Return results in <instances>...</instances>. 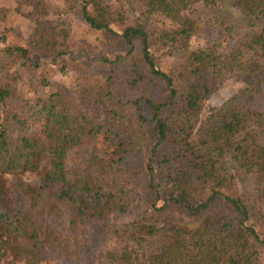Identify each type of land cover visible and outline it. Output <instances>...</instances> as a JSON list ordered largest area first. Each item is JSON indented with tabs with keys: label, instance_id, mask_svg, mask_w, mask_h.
<instances>
[{
	"label": "trees",
	"instance_id": "1",
	"mask_svg": "<svg viewBox=\"0 0 264 264\" xmlns=\"http://www.w3.org/2000/svg\"><path fill=\"white\" fill-rule=\"evenodd\" d=\"M222 1L75 0L88 29L128 48L103 58L105 74L83 72L69 93L58 86L34 97L18 87H48L39 59L71 55L73 46L67 24L45 19L44 0L15 1L30 27L21 44L0 52V264H41L54 249L77 262L94 233L114 240L95 264H263L264 0H226L247 25L232 48L191 49L195 9ZM9 12L0 8L2 42L13 29ZM157 55L171 65L161 67ZM233 72L244 87L200 120ZM139 139H153L144 168L149 213L113 227L110 218L130 204L123 162ZM83 149V167L78 159L69 165ZM243 181L252 188H237ZM64 214L58 232L51 223ZM169 216L199 225L164 224ZM151 238L158 245L147 253Z\"/></svg>",
	"mask_w": 264,
	"mask_h": 264
},
{
	"label": "rangeland",
	"instance_id": "2",
	"mask_svg": "<svg viewBox=\"0 0 264 264\" xmlns=\"http://www.w3.org/2000/svg\"><path fill=\"white\" fill-rule=\"evenodd\" d=\"M16 0H0V8L8 9L10 12L6 18V26L12 27V31L4 33L5 41H1V29L3 24L0 23V52L4 49H11L12 46L22 43L21 38H25L28 34L30 25L20 15L12 10ZM47 6V16L45 19L67 24L69 28V43L72 47V54L62 56L60 58L41 57L39 62L41 68L40 73L48 74V87L40 88L34 93H27L23 87H18L21 96H43L54 91L58 86L66 89L69 93L77 84L83 72L94 74H105L107 70L102 62L103 58L112 59L115 55H120L127 50L121 41L116 40L108 34L94 32L83 23L78 4L75 0H44ZM12 10V11H11ZM197 22V32L190 40V48L198 49L210 44L220 43L221 46L230 49L234 46L243 33L246 31L247 25L238 14L232 9L226 0H223L219 6L213 8H196L194 15ZM225 27L230 28L228 32ZM15 29V31H14ZM158 64L162 67L171 65L173 59L165 55L155 56ZM245 85V78L237 72L226 75L217 86L215 92L204 102L199 119L202 120L211 108L220 106L223 102L230 99L238 89ZM142 113L148 117L144 110L143 102H140ZM126 115L129 117L130 127L134 130L133 110L126 108ZM153 139L149 141H137V146L131 151L123 162V170L131 177V184L128 187L130 204L124 214L113 216L110 223L113 227L120 228L123 225L138 221L142 217H146L149 213V197L144 191L145 175L144 168ZM89 149H83L76 158L71 157L69 165L73 160L78 159L81 167L89 155ZM28 184L37 182L35 177L26 174L23 177ZM237 188L251 189V181H243L237 185ZM178 221L179 224L195 227L199 225L196 218H187L184 216H169L164 219V224L172 221ZM67 224L66 214L57 222V225L51 223V226L58 232H62ZM94 233L90 236L89 242L86 243L80 258L76 261H69L60 256L56 249L50 250L43 254L41 264H95L99 252L106 250L113 243V236L106 235L104 239L98 238ZM154 239H150L146 247L147 253H153L157 246ZM264 264V251L262 256Z\"/></svg>",
	"mask_w": 264,
	"mask_h": 264
}]
</instances>
